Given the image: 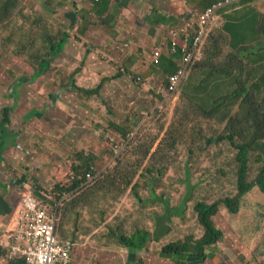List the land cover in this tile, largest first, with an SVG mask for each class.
<instances>
[{"label": "trees", "instance_id": "1", "mask_svg": "<svg viewBox=\"0 0 264 264\" xmlns=\"http://www.w3.org/2000/svg\"><path fill=\"white\" fill-rule=\"evenodd\" d=\"M108 2L102 0L95 3V6L108 7ZM244 2L253 7L250 6L248 11L246 9L243 16H248L251 21L254 12L256 15H261L257 29L264 35V0L241 1V3ZM26 7L30 11L26 10ZM193 15L195 14H190L188 22L196 25L199 15L195 19ZM186 23L184 22L181 27ZM66 25L69 26V23ZM234 25L228 24L233 27ZM218 26L214 27L208 42L214 40L217 33L224 37V29L216 32ZM83 38L77 33L72 34L63 29L54 20L46 18L35 10L32 2L29 4L23 0H0V97L10 106L3 107L0 112V138L5 139L4 136H13L18 133L19 139L22 137L26 147L29 146V142L30 145L33 144L29 151L18 146L15 148V153L23 156L25 162L37 160L43 153L41 149H37L36 136L41 135L40 139L46 138L48 142L47 137H50V134L47 133L46 137L42 135L43 133L28 129L11 132L8 130L12 121L11 113L18 109L14 107L15 100L22 99L21 91L25 89L29 92L31 89L34 94H38L40 101L48 103L44 104L46 109L41 107L36 116L51 113L54 117L52 121H58L60 118L58 111L61 107L57 106V103H60L62 99L61 105L64 106L62 109L69 108L67 124H76L73 120L79 115L81 119L92 121L95 127L103 128V132H98L97 128L92 132L90 141L92 148L81 149V146H78V150L68 155L66 165L70 166V171L67 180L56 184L50 192L43 186H37L36 194L28 192L25 199L33 195L39 200H47L54 205H59L57 236L62 240L72 241L71 238H73L78 243L77 246H83L89 233L87 235L84 231L79 234L73 233L67 228L69 222L65 221L64 215L75 209L82 210L77 203L84 199L86 206H91L97 212L96 223L104 228L105 235L97 236L95 241L99 249L98 253L101 255L107 251L112 252L109 248L114 245H118L120 249L147 253L153 242L161 243L162 237H166L167 241L161 247V254L169 264H207V261L211 260L207 248H216L224 237L214 220L215 217L223 214L222 208L237 214L242 201L252 190L258 187L262 196L264 195V156L256 154L257 146L261 145V142L264 143V103L256 99L257 95L264 93V76L254 84L259 87L256 88L260 89L259 93L256 89L252 90L253 94L249 92L250 87L245 82L228 95L223 94L221 100H229L230 105L233 103L234 105L231 107L225 104V107L221 109L222 105L208 106L207 100L216 97L215 92L218 87H214L211 75L204 76L200 80L196 78L199 76L197 69L199 63L191 72L193 76L188 86L182 92L179 90L169 97L165 96L168 95L167 80L154 82L148 81L143 75H132V71L126 69L122 61L110 53L102 52L104 57L95 55L93 42L89 41L86 44L82 41ZM110 45L108 47L115 46L121 50L125 41L117 39ZM261 45L264 48V40ZM69 47H71L70 50ZM218 47L215 45L212 48L216 51L220 49ZM214 54L215 52L212 56ZM229 54L231 58H225L227 65L232 64V68L241 69L246 67L254 71V68L244 63L243 57L237 60L233 59V52ZM251 56L254 55L251 54ZM255 58L262 61L261 65L264 69V55ZM203 61L199 66L208 63ZM94 62L97 64L92 65ZM103 69L107 70L108 75L102 74ZM24 70L34 71L32 74L36 83L33 82L34 84L30 85L31 82L21 79ZM129 76H132V81L128 79ZM42 78L52 82L49 83V87L38 84ZM194 78L196 82H192ZM158 82L160 84H157ZM147 83L154 84V87H147ZM135 86L143 87L144 96L137 92ZM241 91L249 94L247 100H242ZM64 92L73 94L78 101L68 100ZM126 93H130L133 99L125 95ZM56 94H61L62 97L58 100L53 99ZM53 100H55L54 103ZM172 100H175V103L178 101L173 113L159 112L161 106L170 105ZM27 102L29 104L25 105L29 107L27 110H30L32 99ZM175 103L173 102V105ZM117 104L121 105L122 115L126 114L123 116L121 129H117L122 138L119 143H116L124 149L111 163H107L105 141L110 142L111 139L106 134L109 130L108 126L112 124L111 117L115 118L118 111ZM49 107V112H46ZM141 108L142 112H140ZM231 110H235L236 119L241 122L239 136L243 140L239 139L238 134L233 132L230 126H225L224 121H221L220 113L227 118ZM36 116L34 115L30 121L38 126ZM98 116L104 120L99 119ZM232 116L234 119V115ZM49 123L52 124L51 121ZM245 127L248 128L249 133L253 130L251 141L246 140L249 136L244 130ZM233 129L235 130V126ZM195 133L200 135V141L195 139ZM67 135L68 144L69 140L76 139L80 132L72 129L67 132ZM165 137H169L167 141ZM123 140L126 141L123 142ZM60 142L62 144L63 140ZM3 143L7 142L4 140ZM170 150H183V154L189 150L188 157H185V163L182 166L184 179L182 176L178 178L172 174ZM194 152L202 157L196 170H194L193 162ZM179 158L180 156H174V161L176 162ZM7 168L18 176L16 168L11 166ZM27 168L29 172L34 169V167ZM206 170L210 172L211 179L224 175L227 181L219 185H212L209 182L207 184L204 179L193 181V178L197 177V172L203 174ZM50 173L52 175V172ZM90 173L94 177L93 180L88 178ZM21 176L25 181L29 179L25 173ZM209 188H211L209 192L214 188V194L200 195L202 190ZM66 194L71 196L63 201ZM177 195L179 198L176 204L174 201ZM121 204L122 207H120ZM191 204L195 207L202 233L177 236L181 223H178L176 219L185 221ZM60 208L62 209L61 218ZM170 235L176 238L168 239ZM159 250L158 248L156 253H159ZM130 253L129 258H136L137 254ZM146 253L144 254L147 255ZM139 259L141 264L145 263L144 257ZM157 259V256H151L149 262L158 264ZM243 259L245 264H256V258L250 260V256L243 254ZM10 264H27V261L25 258H18L11 260Z\"/></svg>", "mask_w": 264, "mask_h": 264}, {"label": "rangeland", "instance_id": "2", "mask_svg": "<svg viewBox=\"0 0 264 264\" xmlns=\"http://www.w3.org/2000/svg\"><path fill=\"white\" fill-rule=\"evenodd\" d=\"M93 1L94 0H87V5L89 6L90 4L89 2L93 3ZM215 1H218V0H215ZM54 2H57V0H54ZM54 2H53V5H54ZM192 2L193 0H187L185 2L186 13H188L190 9H193V13L197 15L199 13L197 10H201L200 6L197 7L198 5H193L192 7ZM93 4L96 5L95 3ZM206 4L209 5L210 1L208 0ZM247 4L248 3L246 2L243 3V5H246V6ZM94 5L92 7L93 10H95ZM249 7L250 5H248L247 8ZM227 9L229 8L220 10L218 15L221 16L223 13L226 12ZM26 10L30 11V9L27 7H26ZM35 10H40V8H38L35 5ZM49 12L50 11L48 10L47 13H45L46 16H49L52 20H54L56 23H59L60 26L63 27L61 25V20L59 18L60 16H62L63 13L59 14L56 12L54 13L53 12L49 13ZM112 16L116 17L115 11L112 12ZM223 17H224V21L222 24L219 23L220 25L216 27V32H220L221 30L223 31L224 29L225 35L224 37H221L220 33H217L218 35L215 37V39L210 40L208 42L206 50H205V59L203 61V63L204 62H208V63L204 66H199L200 63L197 65L199 76L196 77L197 79L200 80L204 76L211 75V80L214 82V87H218V89L215 92L216 97L209 98L207 100V103H208V106L211 104L212 105H222L220 106L221 109L225 107V104L231 107H233L234 105V103L233 105H230L229 100H226V101L221 100V98L223 97V94L227 93L225 95H228V93H230L234 89L240 88L241 84L244 85L245 82H247L246 84L250 87L249 92L253 94L252 90L259 88L258 86L254 84L258 83L261 77L264 76V69L262 68V65H261L262 61L259 58H255L259 55L260 56L264 55V48L261 45L262 41L264 40V35L262 33L260 34L257 29V26L259 25V22L261 20V15L259 16L257 14L256 17L253 18L251 21H249L248 16L247 17L243 16V19L241 20L242 23L240 26H237V22H238L237 20H239L237 17H233L232 15H227V14H224ZM233 18L235 19V22H236L234 27L228 26V23L226 20L231 21L233 20ZM218 22L219 20L215 21V26L217 25ZM69 26L73 27L72 29L70 28L71 31L69 28L63 27V29L69 31L72 34H76L75 31H76L77 26L73 24V21L72 23L69 24ZM95 37H91L88 34L86 35V37L83 38L82 41H84L86 44L89 41L94 43ZM218 37L220 38L218 39ZM95 45L98 46V44H95ZM215 45L219 46L218 49L220 48L219 49L220 51L219 50L215 51V49L212 48ZM70 48L71 47H69V50ZM156 48L157 47L153 48V50H150V49L146 50L145 56H151L152 51H156ZM214 52L215 54L214 56H212ZM229 52H233L234 54L233 59L236 58L237 60H239L241 59V57H243L242 60L244 61V63L249 64L251 68H254V71L252 72L250 71V68H246V67L244 69H241L238 67L232 68V64L227 65V59L225 60V58H228V59L231 58ZM251 54H253L254 56H251ZM97 55L99 56L101 55L102 57L105 56L102 52H99ZM130 61L131 59L129 61L127 60L128 62L126 63L127 67L125 66V63H123V61H122V65L126 69H129L130 72L132 71L131 73L132 75L136 74V75L141 76L140 73H145L142 71V68L139 70L132 69L131 67H133V65H135L138 61H132V62ZM153 63L154 62L152 58V61L150 62L152 69H154L155 66L162 65L163 58L161 59L160 64H153ZM95 64L97 63L94 62L92 65H95ZM144 64L147 65V62H144ZM152 69L149 72V74H152ZM160 69L162 70V73L160 74L159 80L164 81V80H167V77L170 75L169 72H172L175 70V66L169 64L168 66L164 67V71L162 67H160ZM224 69L227 72L224 71ZM191 71H193V67H191ZM203 71H206L207 73H204ZM33 72H34L33 70H30V71L24 70L22 73L21 79L29 81L31 82L30 85H33L34 84L33 82L36 81V79L33 80V74H32ZM124 72L126 73L125 70ZM249 73L251 74L249 75ZM102 74L108 75L107 70H104V73L102 72ZM31 76H32V79H30ZM91 76L93 75L91 74ZM192 76L193 74L191 73L188 79L186 80V82L183 83L180 89V92H182L186 88V86H188V84L191 82ZM128 79L132 81L131 80L132 76H129ZM192 82H196L195 78H194V81ZM49 83H52V82L50 81L48 82L47 79L42 78L38 84L44 87L46 86L49 87ZM130 84H132V82H130ZM157 84H160V82H158ZM153 85L154 84L150 85L147 83V87L149 88L154 87ZM135 87L137 89V92L142 93V95L144 96L143 87H138V86H135ZM256 91L257 93H259L260 89H256ZM21 92H22V99H20V101L15 100V103H14L15 109L16 108L18 109L17 111L15 110V112L12 111L11 113L12 121L8 129L10 132L12 130L13 131H21V130H26V129L31 130L27 124L30 117L34 115L36 116V113L41 109V107H43L44 109L46 108V106L44 105L46 102L43 100L40 101L38 98V94H34L31 91V89H30V92L29 90H26V89L22 90ZM240 94L242 96V100H247L249 94H245L243 91H241ZM64 95H67L66 98L68 100H71L72 102L78 101V98L69 92H64ZM125 95L133 99L130 93H126ZM135 95H137V93ZM30 99H32V104L30 106V110H27L29 107L26 106L25 104H29L27 101L30 102ZM256 99L257 100L259 99L261 103H264V93H262L261 95H257ZM173 102L175 103V100L174 101L172 100V103L168 106H161L159 108V112L162 113L165 111H169L170 113H173L174 107L176 106V104H178V101L174 105H173ZM3 107H10V106L2 97H0V112L3 109ZM120 107L121 105L117 104L118 111L115 114V118L111 117L112 124L110 123V126H108V124L106 123V126H108L109 128L108 133L106 135L108 138L111 139L110 142H108V140L105 141V153H106L105 158H106L107 163H111L112 160H114L116 154L113 151V145H115V143H119L122 138L120 137V133L118 130L121 129L120 125H121V122L124 120L123 116H125L126 114L122 115ZM142 111L143 109L141 108L140 112ZM234 112L235 110H231L229 112V117L227 118L223 114L220 113L221 121L222 120L224 121L225 126H230L232 128V131L238 134L239 139L243 140L242 137L239 136L241 122L237 121L236 119L237 115ZM18 113H20V115H18ZM232 115H234V119ZM41 116L43 117L40 119H37L39 126H36L35 129L38 128L37 129L39 131L38 133H41V134L43 133L42 134L43 136L47 137V133L50 134L49 135L50 137H47L49 143L46 142L47 140L46 138L41 140L40 139L41 135L36 136V138L38 139L37 149H41L43 153H41V156L37 158V160H32V162H26L24 166L18 165V167L21 168L22 171L24 172L18 173V176L16 173L15 177H19L21 178V180H23L21 174L25 173L28 175L29 179H27V181L23 180L24 183L21 182V187L23 188H20V189H21V192L22 191L23 192L21 193L20 196L15 198V200L17 201V205H18L17 213L20 211L18 215L16 214L17 216L16 225L14 228H12L11 230L7 232L4 240L0 241V252L4 256L2 260L0 259V264H8V261L10 262L11 260L18 259V257L13 255L8 244L6 243V239H7V235L10 232H13L17 228L19 216L21 212L26 209L25 197L27 194L26 195H23V194L28 193V192H32L34 194L37 186H43L50 192L56 184H58L59 182H63L64 180H67L68 174L70 171L69 170L70 166L66 165L68 155L72 153L73 151L78 150V146H81V149L92 148V144L90 141L93 136L92 132H94L95 128H97L98 132H103V128L95 127L92 121H88L87 119H81L79 115H77L73 121H75L76 123L75 124L76 128L79 129L80 135L76 139L69 140V143L67 144V135L65 134L64 130H61V124L58 123V121L53 122L52 116L49 114L45 115L46 116L45 118H44V114H42ZM116 116H118V118H116ZM170 116L172 117V114ZM70 117H72V115ZM98 117L99 119L104 120L102 117L100 116ZM37 118H39L38 114H37ZM50 121L52 122V124L49 123ZM78 124H80L81 126L78 127ZM234 126H235V130L233 129ZM244 130L246 131L247 136H249L248 137L249 139L247 138L246 140L251 141L253 139V134H252L253 130H251L250 133L248 132L247 127H245ZM17 134L18 133L14 134L13 135L14 137L4 136L5 139L3 137L0 138V154L2 150L1 144L4 142V140L6 142L16 141L18 144L17 146L24 148L26 151H29L32 149L34 145L33 144L30 145V142H29V146L26 147V145L24 144L22 140V137L19 139V136ZM25 136H28V135L25 134ZM199 137L200 135L195 133V139L199 140ZM60 138L63 140L62 144L60 142L61 141ZM168 138L169 137L167 138L165 137L166 141ZM161 139L165 141V139L163 138ZM52 140H56V141L53 142ZM124 141L126 140H123V142ZM260 144L261 145L257 146L256 154H258L257 156H259V154H262L264 156V143L261 142ZM123 149L124 147L119 146L118 155L121 154ZM188 151L185 154H183V150L181 151L170 150L169 151L171 152L169 154L172 156V159H170L171 168L173 169L172 174H174V176L178 178L179 176H182V179H184L185 177L182 166L185 163V157H188L187 156ZM198 154L199 153L197 152H194L193 154V162L195 163L194 170L197 169L198 164H200L201 162L202 157ZM176 155L180 156V158L176 160L175 162L174 156ZM31 166H35L36 168L34 167V169L36 170L33 172L27 171L28 170L27 167H31ZM191 166L193 168L192 164ZM50 172H52L53 176L51 175ZM198 172L196 173L197 177L196 178L194 177L193 181L194 180L199 181V180L204 179L205 183L208 184L209 182L212 185L223 184L224 181H227L224 175L220 177H215V179H211V175L209 171L206 170L205 173L203 174L198 173ZM219 181H222V182H219ZM211 188L207 190H202V192H200V195L205 196V195L214 194V188L209 192ZM70 196L71 195L66 194L63 197V201L69 198ZM178 196L179 195H177L174 203L178 201V198H179ZM88 199H89V196H88ZM76 201L78 202L77 199ZM44 204H46L47 206L53 209H59V205H54L51 201L44 200ZM122 204L120 205V207H122ZM77 206L82 208V210L78 211L75 209V211L72 210V212L70 213L67 212L64 215L65 221L69 222V225L67 226V228L71 229L73 233L77 232V234L83 231L86 233V235L87 233H89L88 235L89 237L87 236L88 239H86V242L83 244V246L81 245L77 246L78 243H76L73 240V238H71L73 243L75 244L73 248L72 264H141V261L139 259L141 257L145 258L144 260L145 263L143 264H155L156 262H149L151 256L158 257L157 259L158 264H169L166 260H164L165 258L161 254V250H162L161 247L167 241L165 240L166 237H162L161 243L153 242V244L151 245L147 253L146 251L136 252V250H130L126 248L120 249L118 245H114L109 248V249H112V252L107 251L101 255V253H98L99 249L95 241H96L97 236H101L102 234L105 235V232L103 231L104 228L101 227L102 225L100 224L98 225L96 223V218H97L96 213L97 212H95V210L91 206L89 205L86 206L84 199L79 201L77 203ZM117 210H119V208H117ZM222 213L223 214L215 217L214 220H215L216 227L222 230L224 237H223V240L218 243V246H216V248L214 249L207 248L209 259H211L207 261V264H245L244 259H243V254L250 256V260L253 258H256V264H264V195L262 196V194L259 191V188L258 187L255 188L254 190H252L250 193L246 195V197L242 201L240 211L237 214H232L225 208H222ZM61 215H62V209L60 208V218H61ZM139 216H140V213H139ZM186 217L187 219H185V221H181L180 218L176 219L178 223H181V225H179L180 229L176 233V235L184 236V234L188 235V234H193V233L200 235L202 233V228L198 223L195 207L193 204H191L188 207ZM58 221H59V218H58ZM97 221H99V219H97ZM58 232H59V228L57 229V234ZM158 237H160V234H158ZM171 237H174V236L170 235L168 239H170ZM174 238H176V236ZM158 248L160 249L159 253H156V250ZM117 250H123L124 255L122 254L121 257L117 258V256L114 255L116 254L115 251ZM130 252L137 254L136 258L134 259L129 258L128 256L130 255L128 254H131ZM144 253H146L147 255H145Z\"/></svg>", "mask_w": 264, "mask_h": 264}, {"label": "crops", "instance_id": "3", "mask_svg": "<svg viewBox=\"0 0 264 264\" xmlns=\"http://www.w3.org/2000/svg\"><path fill=\"white\" fill-rule=\"evenodd\" d=\"M23 1L28 2L29 4H31V2L34 3V5L40 8L38 11L49 19L51 18L45 14L48 10L50 11L49 13H63L62 16L59 17L63 27L72 29L73 27L67 26L66 23L70 24L73 21V24L77 26L75 32L81 37H86L88 34L91 37L96 36L93 43L96 48L94 50L95 55H97L99 52L110 53L112 56L123 61L125 66L126 63H128L127 60L129 61L131 59L130 62L138 61L131 68L135 70L142 68V71L145 73L140 74L143 75L148 81L154 82L160 79V74L162 73L160 67H162L164 71V67L170 64L175 66V71L178 69V64L180 61L176 59L170 52L168 43L169 33L171 30L181 27L184 22H188L190 14H194L193 9H190L189 12L186 13L185 2L187 0H106L109 1L108 7L103 8L96 7L93 4L101 2L102 0H94L93 3L89 2L90 7L87 5V0H57V2H54V0ZM207 1L208 0H193L192 7L193 5H198L197 7L200 6L201 9L197 10L199 12H197V15L202 13L214 2H217L215 0H209L210 4L208 5L206 4ZM93 5L95 10L92 9ZM242 5L243 3L237 7H231L227 9L226 12L220 17L223 18V20L224 14L237 17L239 19L237 20V25L240 26L242 23L241 20L243 19V13H245L248 5L252 6L249 3L247 6ZM248 10L249 8H247V11ZM114 11L116 13V17L112 16V12ZM197 15H193V19H195ZM252 17H256L255 12ZM226 21L228 24L236 23L234 18L231 21ZM117 39H123L125 41V45L129 43L130 47L126 48L124 45L123 49L121 50L117 49L115 46L112 48L108 47L114 41H117ZM95 44H98V46ZM155 47L160 50L161 59L163 58V64L155 66V68L152 69L150 65V62L152 61L151 56H144L141 53L142 51L149 49L153 50ZM144 62H147V65H145ZM151 69L152 74H149ZM61 97L62 96L60 94H56L54 95L53 99L58 100ZM55 100H53V103ZM62 103V99L60 103H57V106L59 105V107H61V109L58 111L60 113L58 122L61 124V130H64L66 135L67 132L72 129H76V132H79V129L76 128L75 124H67L66 117L69 115V110L66 108L62 109L64 108V106L61 105ZM55 104L53 105L55 106ZM53 105L48 106L53 107ZM50 107L46 112H49ZM49 115L52 116L51 113ZM32 117H30L27 124L31 130L39 132L37 130L38 128L35 129L36 126L30 121L33 119ZM38 117V119H40L43 116L38 115ZM53 118L54 117L52 116V119ZM80 126L81 125L78 124V127ZM4 144L5 143L1 144L2 150L0 154V241L4 240L7 232L16 225L18 205L15 198L20 196L23 192H21L20 189L23 188L21 187V182L24 183L25 181L23 178L22 179L24 181L19 177H15L16 174L10 171L7 167H14L18 170V173H21L24 171H22L18 165L24 166L26 164L24 157L15 153V148L18 145L16 141H8L5 145ZM35 170L36 169L33 171ZM26 194L27 193L23 195ZM122 254L123 250H117L116 254L114 255L118 258L121 257ZM3 258L4 256L0 252V259L2 260ZM8 264H10L9 261Z\"/></svg>", "mask_w": 264, "mask_h": 264}, {"label": "built area", "instance_id": "4", "mask_svg": "<svg viewBox=\"0 0 264 264\" xmlns=\"http://www.w3.org/2000/svg\"><path fill=\"white\" fill-rule=\"evenodd\" d=\"M99 1V0H97ZM242 0H219L199 15L196 25L187 22L183 27L170 32V47L173 55H179L181 62L177 71L168 77L166 96L175 95L191 74L194 67L204 60L205 48L219 20V11L239 6ZM222 22V19H221ZM155 64L160 63V52H153ZM115 143L113 151L119 154ZM121 147V146H120ZM88 178L93 180L90 173ZM26 209L19 216L17 228L7 235L8 244L13 255L25 258L27 264H72L74 243L57 236L59 209H53L43 200L34 196L25 199Z\"/></svg>", "mask_w": 264, "mask_h": 264}, {"label": "clouds", "instance_id": "5", "mask_svg": "<svg viewBox=\"0 0 264 264\" xmlns=\"http://www.w3.org/2000/svg\"><path fill=\"white\" fill-rule=\"evenodd\" d=\"M208 7H209V6H208ZM221 19H222V22H221ZM217 21H218V20H217ZM223 21H224L223 18H221V17L219 16V22L217 23V25H220L219 23L222 24ZM217 25H216V26H217ZM179 28H180V27H179ZM179 28H175V29H179ZM173 30H174V29H173ZM171 31H172V30H171ZM171 31H170V32H171ZM168 41H169L168 43H169L170 52H171V54H172L171 47H170V33H169ZM125 47H126V48H129V47H130L129 43H127V44L125 45ZM156 50H159V49L156 48ZM145 52H146V51H142L141 54L145 56ZM153 52H154V51H152V53H151V58H153ZM159 52H160V50H159ZM172 55H173V54H172ZM173 56L181 62V57H180L179 55H173ZM153 62H154V59H153ZM160 63H161V53H160ZM160 63H159V64H160ZM153 64H155V63H153ZM179 64H180V63H179ZM179 64H178V65H179ZM176 71H177V70H176ZM174 72H175V70H174ZM174 72H173V73H174ZM173 73H170V75L173 74ZM170 75H169V76H170ZM169 76H168V77H169ZM168 77H167V81H168ZM34 197H35V196H34ZM35 198H36V197H35ZM56 233H57V232H56ZM72 242H73V241H72Z\"/></svg>", "mask_w": 264, "mask_h": 264}]
</instances>
